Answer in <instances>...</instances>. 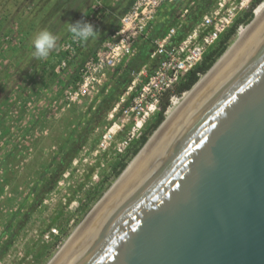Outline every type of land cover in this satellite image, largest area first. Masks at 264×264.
<instances>
[{
	"label": "water",
	"instance_id": "95a60500",
	"mask_svg": "<svg viewBox=\"0 0 264 264\" xmlns=\"http://www.w3.org/2000/svg\"><path fill=\"white\" fill-rule=\"evenodd\" d=\"M113 186L48 264H264V15Z\"/></svg>",
	"mask_w": 264,
	"mask_h": 264
},
{
	"label": "rangeland",
	"instance_id": "374dc122",
	"mask_svg": "<svg viewBox=\"0 0 264 264\" xmlns=\"http://www.w3.org/2000/svg\"><path fill=\"white\" fill-rule=\"evenodd\" d=\"M58 1L47 0L34 9L29 24L50 28L49 32L67 31L68 25L80 21L93 2ZM56 4L59 12L52 7ZM26 21L22 23L28 25ZM24 33L5 34L3 45L11 41L20 45L21 38L32 32ZM17 49L19 55L25 45ZM31 68L28 63H13L9 58L0 67V264L17 263L26 251L32 252L27 264H48L118 179L112 173V156L107 152L97 154V144L110 126L115 104L127 92L131 73H124V80H109L71 102L66 91L76 87L79 74L70 87L55 94L44 85L42 73L34 86L22 80V88L13 89L17 77L12 78L11 72L32 73ZM97 186L103 192L95 194L92 201L88 195ZM53 223L59 225L60 236L42 243L34 231L40 232ZM41 252L37 261L35 257Z\"/></svg>",
	"mask_w": 264,
	"mask_h": 264
},
{
	"label": "built area",
	"instance_id": "2783aa9c",
	"mask_svg": "<svg viewBox=\"0 0 264 264\" xmlns=\"http://www.w3.org/2000/svg\"><path fill=\"white\" fill-rule=\"evenodd\" d=\"M171 1L173 0H133L111 37L104 40L80 66V80L76 87L66 91V98L71 102L85 96L107 83L114 69L121 66L127 68L129 61L137 56L141 42L151 41L153 48L149 59L141 67L131 71L130 85L110 113V126L97 144V154L107 152L114 161L125 156L141 136L147 123L161 109L164 99L167 97L169 101L168 110L175 99L184 96L186 92L180 94L177 91L178 84L203 60L204 55L252 2L216 0L214 6L202 14L183 36L178 37L181 25L178 24L170 26L162 36L153 38L152 22L159 10ZM190 9L191 5L182 10V18L190 14ZM108 10L104 0H94L84 22L91 23L96 32ZM244 26L239 25L237 34ZM83 43L84 40L74 38L72 33L62 40L56 52L60 60L57 71L67 67L70 58ZM34 232L35 237L45 243L56 240L61 231L59 225L53 223L40 232ZM26 255L18 257L14 264H27L32 252L26 251Z\"/></svg>",
	"mask_w": 264,
	"mask_h": 264
},
{
	"label": "crops",
	"instance_id": "0c3cea01",
	"mask_svg": "<svg viewBox=\"0 0 264 264\" xmlns=\"http://www.w3.org/2000/svg\"><path fill=\"white\" fill-rule=\"evenodd\" d=\"M46 1L47 0H39L38 2L33 0H0V67L1 64L9 58V61L13 63H28V66H31V70H33L32 73H30L28 72L30 68H28L29 70L27 73L29 74H27L26 71L21 70H14L11 72L13 75L12 78L15 79L17 77V80H14L13 89L22 88L19 87V83L22 80H27V82L33 85L34 80L38 79L39 73L44 74V85L47 89L51 90L52 94H55V91H60L66 87H70L78 77L80 66L96 51L104 40L111 37L113 31L117 29L116 22L118 21L119 24L121 17L128 11L133 0H104L109 10L105 14L101 26L96 31V36L84 41L81 47H79L75 54L70 58L67 67L62 69V71H57L56 69L57 63L60 61L56 52L62 40L70 36L71 32L68 31V29L64 32L60 29H54L51 32L57 37L56 48L50 51L49 56L46 59L37 60L32 56V53L35 51L33 44L35 36L42 30L49 31L51 29H47L44 26L38 27L36 24L32 27L29 24V19L33 18L32 11L34 9L41 8L40 6H43ZM215 1L216 0H173L165 4L159 10L155 20L152 22L153 38L162 36L170 26L178 24H181L178 29V37L183 36L187 29L196 23L202 14L208 12L214 6ZM39 2L40 4H38ZM189 5H191L190 14L187 17L182 18V10ZM52 7H55V9H57L56 11L59 12L58 4ZM90 10L91 7L85 13L81 14V22H84L85 17ZM25 18L28 19V21H26L28 25H24L22 23ZM26 31H31V36H23L21 38L22 41L20 42V45L13 41L3 45L4 41L6 42L3 37L5 34L18 32L25 35L24 32ZM14 45H25L24 52L17 55L19 50L14 52L10 49V46ZM152 48L153 46L151 41L141 42L138 48L137 56L134 57V60H132L141 62L142 64L147 62ZM8 50H10V53H8ZM132 60L129 61V63L132 62ZM125 70L126 68L124 66L114 69L110 73L109 80L111 81L114 80V78L117 79V77H122Z\"/></svg>",
	"mask_w": 264,
	"mask_h": 264
},
{
	"label": "trees",
	"instance_id": "16d2710c",
	"mask_svg": "<svg viewBox=\"0 0 264 264\" xmlns=\"http://www.w3.org/2000/svg\"><path fill=\"white\" fill-rule=\"evenodd\" d=\"M264 4V0H252L251 5L248 9L244 10L239 14L236 21L219 39V41L204 55L203 60L195 66L189 73H187L182 81L177 86V91L182 94L183 92L190 91L194 85L201 79L203 75H205L212 66L217 62V60L225 53V51L229 48L235 37L240 33V30L237 34V30L240 24H244L245 27L253 20L255 13L254 10ZM120 22H116L117 28L119 27ZM116 30V29H115ZM115 30L113 32H115ZM14 52H17V46H11L10 48ZM2 56V55H1ZM135 58H133L134 60ZM130 62L125 70V74H130L132 70L138 69L142 66L141 62L133 61ZM125 75L121 77L124 80ZM169 105V101L167 97L162 102L161 109L157 112V114L147 123L145 126L141 136L133 143L132 147L128 151V153L122 158L114 161L112 166L113 176L118 178L122 172L126 169L130 161L139 153V151L146 144L148 139L152 136V134L158 129L161 123L166 118V111ZM101 187H95L92 192L89 193L88 199L94 200L95 194H102ZM98 195V197H99ZM97 197V198H98ZM98 200V199H96ZM87 211V210H86ZM36 255V254H35ZM43 252L39 253L35 259L39 261Z\"/></svg>",
	"mask_w": 264,
	"mask_h": 264
},
{
	"label": "bare ground",
	"instance_id": "6f19581e",
	"mask_svg": "<svg viewBox=\"0 0 264 264\" xmlns=\"http://www.w3.org/2000/svg\"><path fill=\"white\" fill-rule=\"evenodd\" d=\"M255 13V23L257 22V20L262 17L264 15V4H262L261 6L257 7L254 11ZM248 24L245 28H243L240 33L237 35L236 39L231 43V45L229 46L227 52L225 53V55L223 57H221L219 59V61L217 62V64L215 65V67L212 69V71L208 74V75H204L201 77V81L198 83V85H196V87L194 88L193 91L191 92H186L184 94V96L182 98L179 99H175L173 104L170 106V108L167 110L166 112V121L165 123L155 132V134L151 137L150 141L148 142V144L141 150V152L136 155L132 161L128 164V168L126 169V171L124 172V174L114 183L113 188L111 189V191L109 193L106 194V197L112 192V190L118 185V183L121 181V179L125 176V174L128 172V170L131 168V166L134 164V162L138 159V157L142 154V152L144 151V149L151 143V141L154 139V137L157 135V133L161 130V128L173 117V115L183 106V104L193 95V93L199 88V86L208 78V76L216 69V67L219 65V63L228 55V53L237 45V43L246 35V33L251 29V27L255 24ZM105 197V198H106ZM105 200V199H104ZM102 200L97 207L104 201ZM90 213V215L86 218V220L92 215V213L96 210V208ZM86 220H84L82 223L79 224V226L75 229V231L69 236V238L66 240V242L64 243V245L61 247L60 250H58V252L54 255V257L52 258L51 263L55 260V258L59 255V253L62 251V249L66 246V244L71 240V238L77 233V231L81 228V226L86 222ZM50 263V264H51Z\"/></svg>",
	"mask_w": 264,
	"mask_h": 264
},
{
	"label": "clouds",
	"instance_id": "9594fccd",
	"mask_svg": "<svg viewBox=\"0 0 264 264\" xmlns=\"http://www.w3.org/2000/svg\"><path fill=\"white\" fill-rule=\"evenodd\" d=\"M69 31L74 38L80 40H88L90 37H95L96 32L94 26L88 22L77 21L68 25ZM57 37L48 30L40 31L34 38L33 44L35 51L32 56L37 60H44L49 56L51 50L56 48Z\"/></svg>",
	"mask_w": 264,
	"mask_h": 264
}]
</instances>
